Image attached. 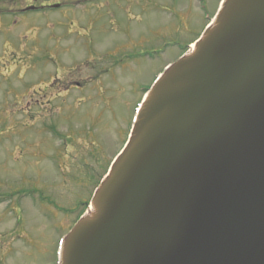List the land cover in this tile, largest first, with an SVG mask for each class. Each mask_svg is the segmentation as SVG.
<instances>
[{"label": "water", "instance_id": "1", "mask_svg": "<svg viewBox=\"0 0 264 264\" xmlns=\"http://www.w3.org/2000/svg\"><path fill=\"white\" fill-rule=\"evenodd\" d=\"M92 206L60 264H264V0H225Z\"/></svg>", "mask_w": 264, "mask_h": 264}, {"label": "rangeland", "instance_id": "2", "mask_svg": "<svg viewBox=\"0 0 264 264\" xmlns=\"http://www.w3.org/2000/svg\"><path fill=\"white\" fill-rule=\"evenodd\" d=\"M100 1L93 11L103 6V34L91 48H81L74 36L57 46L45 39L48 29L34 46L19 25L7 26L0 42V192H17L15 200L28 219L39 207V199L36 206L30 199L40 197L34 187L42 193L48 189V264H57L61 237L87 209L111 158L124 147L142 89L199 38L221 5L220 0H127V39L116 26L117 12ZM39 15L27 16L36 20ZM55 74L56 83L47 87ZM70 78L87 82L82 104L76 89L57 93ZM17 256L22 264H36L40 255Z\"/></svg>", "mask_w": 264, "mask_h": 264}, {"label": "flooded vegetation", "instance_id": "3", "mask_svg": "<svg viewBox=\"0 0 264 264\" xmlns=\"http://www.w3.org/2000/svg\"><path fill=\"white\" fill-rule=\"evenodd\" d=\"M98 1L100 0H0V42L3 41L6 26L12 24V26H23L26 33L24 39L35 45L37 37H43L42 33L48 29V34L44 38L48 41L54 40L53 42L57 46L63 38L74 36L79 40L77 44L82 48H91L97 44L103 34L100 33L99 26L101 20L99 14L103 6L99 10L93 11ZM102 1L106 3V7H109V12H117L114 15L118 21L116 26L128 39L127 0H101L100 3ZM11 11L18 15L12 14L10 24L6 19L10 15L6 12ZM29 12L40 15L36 16L38 19L35 20L27 16ZM121 17H125V23L122 22ZM58 27L62 29V31L60 29L61 33L56 31ZM105 27L107 28V26ZM7 32L14 33L11 28ZM26 35H29V39ZM66 83L67 85H63L64 88H60L58 93L68 92L74 88L85 91L87 86L86 81L81 82L76 78H70V81ZM0 182L4 183V178L0 179ZM34 191L36 194L39 193L40 197H33L34 203L32 204L36 206L37 202L35 203V201L39 199V207L37 212L28 219L24 217L23 210L17 208L14 200L16 192H0V197H12L9 201H0V264H22L17 256L19 253L23 257L38 254L40 256L36 264L40 261L41 264L49 263L47 255L51 251V209L46 206L48 189L42 193L37 187H34ZM69 217L67 214L63 221H68Z\"/></svg>", "mask_w": 264, "mask_h": 264}]
</instances>
